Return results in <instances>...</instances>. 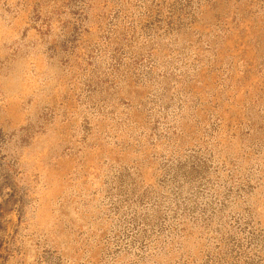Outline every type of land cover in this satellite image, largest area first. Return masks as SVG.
<instances>
[{
    "label": "rangeland",
    "instance_id": "obj_1",
    "mask_svg": "<svg viewBox=\"0 0 264 264\" xmlns=\"http://www.w3.org/2000/svg\"><path fill=\"white\" fill-rule=\"evenodd\" d=\"M0 264H264V0H0Z\"/></svg>",
    "mask_w": 264,
    "mask_h": 264
}]
</instances>
